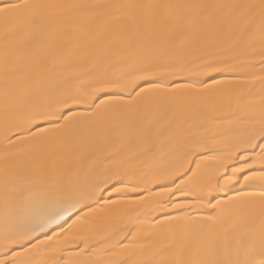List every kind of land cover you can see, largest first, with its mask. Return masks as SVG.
<instances>
[{
    "label": "snow or ice",
    "instance_id": "obj_1",
    "mask_svg": "<svg viewBox=\"0 0 264 264\" xmlns=\"http://www.w3.org/2000/svg\"><path fill=\"white\" fill-rule=\"evenodd\" d=\"M0 133V264H264V0H0Z\"/></svg>",
    "mask_w": 264,
    "mask_h": 264
},
{
    "label": "bare ground",
    "instance_id": "obj_2",
    "mask_svg": "<svg viewBox=\"0 0 264 264\" xmlns=\"http://www.w3.org/2000/svg\"><path fill=\"white\" fill-rule=\"evenodd\" d=\"M54 3H63V4H71V3H96V2H116V0H51ZM159 2H169V0H159ZM226 2H238V3H259V0H226ZM256 76L261 75L259 69L253 73ZM258 89V84H257ZM4 149L3 145V136L0 133V152Z\"/></svg>",
    "mask_w": 264,
    "mask_h": 264
}]
</instances>
